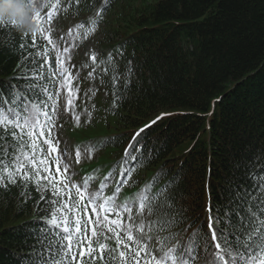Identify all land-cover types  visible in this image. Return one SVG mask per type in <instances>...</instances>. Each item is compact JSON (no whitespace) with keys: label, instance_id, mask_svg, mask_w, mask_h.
Listing matches in <instances>:
<instances>
[{"label":"trees","instance_id":"trees-1","mask_svg":"<svg viewBox=\"0 0 264 264\" xmlns=\"http://www.w3.org/2000/svg\"><path fill=\"white\" fill-rule=\"evenodd\" d=\"M45 3L58 4L40 8L43 16L52 15L43 34L48 39L37 28L33 45L32 33L0 29V112L14 106L23 111L8 103L16 92L30 97L20 104L49 113L37 116L44 135L40 127L34 129L39 146L34 156L25 133H19L17 144L0 131V264H33L40 254L51 260L49 247L54 255L57 243H66L63 237L69 234L74 253H87L89 243L93 247L97 258L90 261L85 255L82 264H119L112 259L118 257L114 232L122 239L125 229L141 236L143 224L153 237L168 235L148 227L160 219L158 213L139 209V194L161 173L152 194L166 187L167 194H174L172 214L182 223L172 231L182 234L198 264L214 250L203 244L211 235L208 218L217 215V208L222 219L227 209L228 238L245 251L247 233L239 230L242 221L229 201L237 191L256 195L264 178V0H40L37 6ZM93 23L97 27L90 32ZM93 37L89 55L97 63L85 71L81 53ZM58 55L63 66L56 63ZM66 85L75 93L73 118L63 115ZM49 128L53 143L63 132L73 138L68 151L59 146L50 151L44 144ZM20 148L34 164L24 160ZM17 157L29 179L17 173L13 184L8 174L16 171ZM57 157L61 171L68 165L65 175L57 172ZM73 184L81 186L83 200ZM101 189L95 203L115 193V211L94 210L87 203ZM52 214L67 219L69 233L47 223ZM78 219L81 231L76 233ZM118 219L119 226L111 223ZM199 228L207 233L203 240L194 235ZM97 241L107 248L100 249ZM128 243L133 251L126 258L135 254V245ZM149 243L154 255L164 256L166 248ZM217 264H227V258Z\"/></svg>","mask_w":264,"mask_h":264},{"label":"snow or ice","instance_id":"snow-or-ice-1","mask_svg":"<svg viewBox=\"0 0 264 264\" xmlns=\"http://www.w3.org/2000/svg\"><path fill=\"white\" fill-rule=\"evenodd\" d=\"M26 3L29 7L35 9L33 15V21L37 25L39 33L42 35V38L48 39L47 35H43L45 33V25H50V21L52 20L51 13L48 14L47 17L42 15L40 10L41 7L47 8L58 7L57 3L49 4L45 3L40 7L37 6V0H26ZM100 13H97V16H100ZM78 28H83L84 25L80 24L77 26ZM97 27L96 23H93L89 31L94 32ZM6 28L9 31L15 29L14 25L9 24L7 22H0V29ZM87 32L84 33V38H87ZM25 36L28 33H24ZM31 39L33 41V45H35V41L37 39V33L33 32L31 34ZM50 44H53V41L49 39ZM13 46H17L13 44ZM55 46V45H54ZM19 47H24L23 44H20ZM47 51V50H45ZM64 52L68 53L69 49L64 48ZM68 59H71V56H68ZM93 64L97 63L96 56L93 55L91 57ZM56 63L63 66L64 59L59 55L56 58ZM64 71H67L64 69ZM64 71L60 72V75H64ZM131 69H129V72ZM91 76V73H89ZM65 79H69L65 77ZM30 87H34V85H30ZM46 91V90H45ZM13 99L8 101L9 104L17 105L22 107L23 111H18L17 107H9L7 113L0 112V131H5L13 140L17 141V144L20 143L18 140V136L20 132L25 133L29 139L31 140V144L29 147L33 150V156L35 150L39 147L35 140L34 129L40 127V135H44V128L40 125L39 120L37 119L38 114H42L44 117H49L48 112L42 111L38 106L33 105V108H29L27 103L20 104L23 101H29L30 97H28L24 93H16L13 94ZM71 104V100L68 101ZM10 114V115H9ZM78 119V118H77ZM46 123H52L51 119H48ZM11 125V127H9ZM19 129V132L16 131ZM51 131L52 129H48V138L44 139V144L49 145L50 151H57L59 146V141L57 140L55 143L52 142L51 139ZM0 139H4L3 136H0ZM22 139V138H21ZM20 154L24 158V160H30L29 153L24 152L23 148H20ZM127 154V153H126ZM34 164V159L30 160ZM77 162H79V153H77ZM41 163H45V161L41 160ZM60 157H57V172L61 175H65L68 172V165L65 164L63 170L61 171L60 167ZM235 167L240 168L241 165L237 163ZM25 165L23 162H20V157H17V166L15 172H9L8 181L9 183H16L14 177L17 173H22L21 178L24 180L29 179V173L24 171ZM47 170V169H45ZM39 176V173L37 172ZM164 174L161 173V176ZM161 176H157L154 178V183L150 186H147L144 191L139 194V209L141 211L147 209L149 214L158 213L160 219L155 221L154 223H150L148 225L151 229H158L163 232H167L168 235L165 237H161L159 232L156 233V236L153 237L149 232L145 230V225H140L141 236H134L131 232V229H125V238L122 239L119 233H115L116 238V249L113 251H118V257L113 256L112 259H119V264H132L134 261L135 264H139L140 259L147 257L145 259L144 264H166V261L170 260L171 264H198L193 254V249L189 246L183 244L182 234L175 233L172 231L174 227H178L182 220H178L172 214L173 209L175 207V196L174 194H167V187L162 189L159 193L152 194V188H154V184L159 181ZM55 178H53L54 180ZM52 183V181H50ZM88 186V180L84 181L83 188L86 191ZM53 194H57V189L55 183H52ZM63 187L67 188L68 185L64 184ZM72 187L76 188L77 195L81 200L84 199V192L81 190V186L73 184ZM235 191V189H233ZM120 188L117 187L115 189V193H118ZM115 193L113 196L104 198V202L102 204L97 205L95 202L102 197V189L98 190L96 193L90 194L88 197L87 203H91L93 209L95 210L97 207L104 212L115 211L116 205L115 201ZM260 197L259 203L255 204L254 202L257 200V197ZM163 197V199H161ZM43 198V197H41ZM135 203V202H134ZM230 204L235 203V214L240 217L242 223L239 226V230L247 233V240L244 242L242 247L245 251H241L240 247L234 246L229 238L227 233L230 231V222L228 221V212L227 209L225 211V217L222 219L219 215L220 209H216L217 215H210L208 220V229L211 233L210 239L204 241L203 246L207 247L211 246L212 251H209L208 256L203 258V264H217V260L224 261L227 258V264H264V219H261V216H264V178H261L260 189L256 195H251L244 191H237L236 195L229 201ZM245 203L248 205L246 208L244 207ZM126 209H130L131 206L125 204L123 206ZM242 209V211H241ZM257 209L260 213V216L257 215ZM210 213L212 209H207ZM117 216L119 217V212H117ZM105 220H107V216H105ZM48 224L53 226L54 228L62 229L64 233H69L70 228L68 225V221L66 218L58 217L55 214L51 215V218L47 221ZM111 223H115L119 226V219L111 221ZM97 227L100 225V221L96 222ZM222 224H225L224 227H221ZM109 231H114L109 228ZM74 231L79 233L81 231L80 220L78 219L75 223ZM98 232L96 228L92 230V236L96 237ZM199 239L203 240V237L207 235L203 231V228L197 229V232L194 234ZM221 237H223V243L218 242ZM63 240L66 243H57L55 254L52 255L51 246L47 250L49 255L51 256V260L46 258L43 254L38 255L37 259L33 261V264H65V260L75 262L79 259L82 260L85 255H88L90 261H94L97 257L93 256V247L91 243L87 246V253L78 252L74 253L73 248V237L71 234L64 236ZM149 241H154L156 245H160L162 248H166L167 250L164 252L163 257H157L153 254L152 245ZM128 242H131L135 245V254L131 256H127L126 253L132 252L133 249ZM99 244V241H97ZM123 244L124 250L120 251V245ZM80 246V242L77 241V247ZM100 249H106V244H99ZM141 253L144 254V257H141ZM211 257V258H209ZM100 259H104L105 257L101 255Z\"/></svg>","mask_w":264,"mask_h":264},{"label":"clouds","instance_id":"clouds-1","mask_svg":"<svg viewBox=\"0 0 264 264\" xmlns=\"http://www.w3.org/2000/svg\"><path fill=\"white\" fill-rule=\"evenodd\" d=\"M35 9L26 0H0V22L14 25L20 33H33L37 25L33 21Z\"/></svg>","mask_w":264,"mask_h":264},{"label":"rangeland","instance_id":"rangeland-1","mask_svg":"<svg viewBox=\"0 0 264 264\" xmlns=\"http://www.w3.org/2000/svg\"><path fill=\"white\" fill-rule=\"evenodd\" d=\"M37 1L40 2V0H37ZM95 41H96V38L93 37V38L89 39V41L83 47V51L81 53V55H82L81 57H82V59H85V61H86L85 62L84 60H82L83 69L85 71L91 67V59L88 58V57H89V53L91 51H93V46H94ZM89 61H90V63H89ZM90 70L92 71L91 68H90ZM63 91H64V95H63V98H62L63 99V105H64V113H63V115H65L68 118L69 117L73 118V112H72L73 108L72 107L75 104V93H74V90H71V88L68 85H66L65 86V90H63ZM69 100H71V104L68 103ZM60 106H61V104H60ZM58 141L60 142L59 143V147L61 149H63V150L68 151L69 148H71V145H72V142H73V138L72 137H68L66 135V133L63 132V133H61L58 136Z\"/></svg>","mask_w":264,"mask_h":264}]
</instances>
